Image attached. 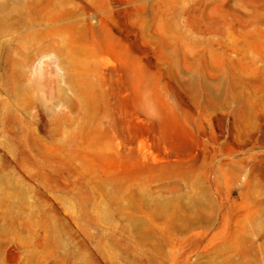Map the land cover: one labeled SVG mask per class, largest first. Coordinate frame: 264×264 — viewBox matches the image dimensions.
Returning a JSON list of instances; mask_svg holds the SVG:
<instances>
[{
	"label": "rangeland",
	"instance_id": "rangeland-1",
	"mask_svg": "<svg viewBox=\"0 0 264 264\" xmlns=\"http://www.w3.org/2000/svg\"><path fill=\"white\" fill-rule=\"evenodd\" d=\"M0 264H264V0H0Z\"/></svg>",
	"mask_w": 264,
	"mask_h": 264
}]
</instances>
